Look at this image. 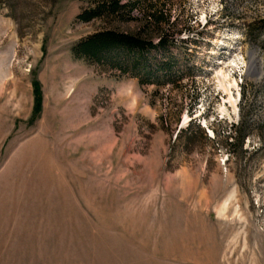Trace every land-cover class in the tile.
<instances>
[{"label": "rangeland", "instance_id": "374dc122", "mask_svg": "<svg viewBox=\"0 0 264 264\" xmlns=\"http://www.w3.org/2000/svg\"><path fill=\"white\" fill-rule=\"evenodd\" d=\"M84 6L0 0V264H264V0L166 2L158 85L74 58Z\"/></svg>", "mask_w": 264, "mask_h": 264}, {"label": "trees", "instance_id": "16d2710c", "mask_svg": "<svg viewBox=\"0 0 264 264\" xmlns=\"http://www.w3.org/2000/svg\"><path fill=\"white\" fill-rule=\"evenodd\" d=\"M171 0H85L76 19L93 20L109 27L81 39L73 45L74 58L103 66L135 78L140 84L174 83L178 33L169 31L170 13L163 12ZM136 13V15H133ZM136 22L137 29L121 30L119 25ZM168 28L164 29V25ZM35 87V105L41 100Z\"/></svg>", "mask_w": 264, "mask_h": 264}, {"label": "bare ground", "instance_id": "6f19581e", "mask_svg": "<svg viewBox=\"0 0 264 264\" xmlns=\"http://www.w3.org/2000/svg\"><path fill=\"white\" fill-rule=\"evenodd\" d=\"M250 69H251L252 71L255 70V67H254L253 64L250 65ZM221 75H222L223 78H226V77H227L226 75H223L222 73H221Z\"/></svg>", "mask_w": 264, "mask_h": 264}]
</instances>
